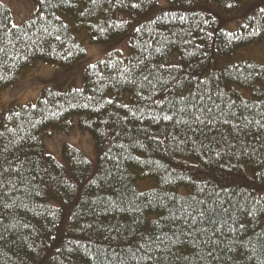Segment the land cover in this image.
Masks as SVG:
<instances>
[{
  "label": "trees",
  "instance_id": "obj_1",
  "mask_svg": "<svg viewBox=\"0 0 264 264\" xmlns=\"http://www.w3.org/2000/svg\"><path fill=\"white\" fill-rule=\"evenodd\" d=\"M32 1L16 25L0 0V93L85 59V30L129 55L0 110V264H264V63L237 55L264 41V0ZM75 117L95 160L45 146Z\"/></svg>",
  "mask_w": 264,
  "mask_h": 264
},
{
  "label": "rangeland",
  "instance_id": "obj_2",
  "mask_svg": "<svg viewBox=\"0 0 264 264\" xmlns=\"http://www.w3.org/2000/svg\"><path fill=\"white\" fill-rule=\"evenodd\" d=\"M12 10L14 24H21L35 15L37 6L32 0H3ZM167 4V0H159ZM238 23H231L228 29L237 30ZM86 30L78 33L79 39L84 43L87 50V57L79 63L64 68L45 62H39L35 67L27 69L19 81L7 87L0 93V110L12 104H26L35 102L40 91L47 85L57 84L62 87L75 86L81 88L84 84V65L93 63L104 55V52L111 49H119L123 56L129 55L126 41H119L112 45L96 44L90 36H86ZM240 59L250 58L259 63H264V41L253 43L241 48L237 54ZM75 126L69 131L50 129L44 134V143L48 151L58 159H62V146L69 142L81 148L90 159L95 160L96 150L94 140L89 132H80L77 126V118H74ZM138 187L147 188L150 183L138 181Z\"/></svg>",
  "mask_w": 264,
  "mask_h": 264
},
{
  "label": "snow or ice",
  "instance_id": "obj_3",
  "mask_svg": "<svg viewBox=\"0 0 264 264\" xmlns=\"http://www.w3.org/2000/svg\"><path fill=\"white\" fill-rule=\"evenodd\" d=\"M165 119H171V117H165ZM209 123H211V122L209 121ZM201 215H203V214H201Z\"/></svg>",
  "mask_w": 264,
  "mask_h": 264
}]
</instances>
